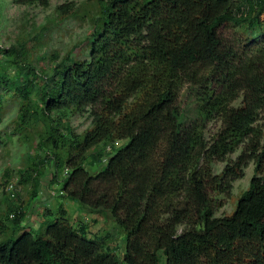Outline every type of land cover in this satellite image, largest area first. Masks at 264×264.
Returning <instances> with one entry per match:
<instances>
[{
  "label": "trees",
  "instance_id": "trees-1",
  "mask_svg": "<svg viewBox=\"0 0 264 264\" xmlns=\"http://www.w3.org/2000/svg\"><path fill=\"white\" fill-rule=\"evenodd\" d=\"M21 2L49 5V0ZM100 6L90 60H70L43 77L37 95L47 127L39 145L51 146L58 170H70L63 193L108 212L124 245L113 243L109 233L88 238L87 225H64L60 219L67 212L61 206L44 210L56 219L46 235L25 231L26 211L12 207V225L0 231V264H264V142L255 139L253 129L257 111L264 108V51L260 60L247 64L246 47L257 45L235 31L244 24L260 25L264 0H100ZM131 41L143 44L170 83L149 88L139 111L124 114V100L114 105L121 106L114 114L122 115L117 136L105 122L84 137L75 134L67 112L96 102L123 55L119 43ZM24 51L22 45L0 48V85L14 86L29 112L33 79L28 76L22 85L10 81L1 59L11 57L19 65ZM184 83L201 89L206 115L222 116L226 124L228 134L212 146L185 123L178 104ZM241 93L251 102L232 107ZM119 135L123 145L99 171L84 166L89 157L101 161L99 145ZM236 135L248 140L255 172L233 213L216 217L215 195L230 187L235 173L227 168L223 177L214 175L212 164L224 161L238 140L228 143V138ZM30 170L23 176L36 190L39 181Z\"/></svg>",
  "mask_w": 264,
  "mask_h": 264
},
{
  "label": "rangeland",
  "instance_id": "rangeland-1",
  "mask_svg": "<svg viewBox=\"0 0 264 264\" xmlns=\"http://www.w3.org/2000/svg\"><path fill=\"white\" fill-rule=\"evenodd\" d=\"M100 16V0H49L47 6L21 0H0V48L11 49L21 45L25 48L19 65L13 64L11 57H1L5 75L10 81L21 85L27 83L28 76L34 81L29 112H25L23 98L14 86L0 85V231L4 226L11 227L12 207L16 209L21 206L27 213L21 227L25 231L46 235L48 226L56 219L46 217L44 210L56 212L61 206L67 212L66 217L60 219L64 225L84 224L88 226V238L109 233L113 243L117 242L120 248L124 245L122 231L108 212L85 207L63 193V180L70 170H58L52 158L51 146L43 148L39 145V134L47 127L37 95L43 77L51 76L56 66L69 64L70 60H90L91 43L97 35ZM166 16L164 13L163 17ZM235 31L242 34L247 43L257 45L253 48L247 44L246 63L260 60L264 51V14L260 25L244 24L235 27ZM142 47L143 44L137 41L119 43L123 55L114 67V74L100 87L96 102L81 108L73 107L67 112V123L75 134L84 137L96 131L98 123L105 122L110 126L109 130L117 131V136L115 125L122 115L114 114L115 110L122 106L124 114L139 111L150 97L148 89L169 81L159 64L152 61ZM249 69H253V64L248 66ZM178 92V104L185 123L197 128L209 146L215 144L223 133L228 134L222 116H207L204 112L201 89L184 83L179 85ZM122 100L125 101L123 105H117L114 109V105ZM246 100L247 103L251 102L245 98V93H241L231 106L242 108ZM98 113L99 116L102 113L101 118ZM253 127L255 139L264 142V108L257 111ZM235 138L238 140L234 144L231 139ZM228 143L232 144L228 148L230 151L224 155V161L217 159L212 164L214 175L223 177L227 168L235 173L231 177L230 187L215 195L216 217L233 213L255 172L248 140H240L237 135L229 136ZM122 145L120 135L102 142L98 148V153L103 154L102 160L98 162L89 157L84 166L99 171L112 152ZM62 154L66 156L65 149ZM42 162L44 164L41 165ZM30 169L35 170L36 180L39 181L36 190L28 182L27 174L23 176ZM54 177H57L56 181ZM56 216L59 219L60 215ZM184 228V224L179 225V232Z\"/></svg>",
  "mask_w": 264,
  "mask_h": 264
}]
</instances>
